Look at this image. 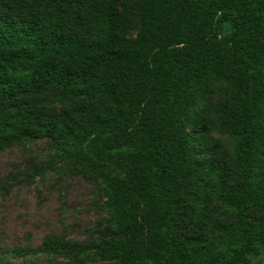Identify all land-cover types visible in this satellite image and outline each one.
Instances as JSON below:
<instances>
[{
  "label": "trees",
  "instance_id": "16d2710c",
  "mask_svg": "<svg viewBox=\"0 0 264 264\" xmlns=\"http://www.w3.org/2000/svg\"><path fill=\"white\" fill-rule=\"evenodd\" d=\"M209 88L224 89L216 118L199 107ZM216 125L227 145L208 152L200 134ZM37 139L102 185L119 239L102 240L98 260L255 264L264 0H0V151ZM212 203L232 221L213 220Z\"/></svg>",
  "mask_w": 264,
  "mask_h": 264
},
{
  "label": "rangeland",
  "instance_id": "374dc122",
  "mask_svg": "<svg viewBox=\"0 0 264 264\" xmlns=\"http://www.w3.org/2000/svg\"><path fill=\"white\" fill-rule=\"evenodd\" d=\"M208 91L210 107L203 101L200 111L216 118L224 89ZM72 105V101L49 103L48 112L61 113ZM200 135L208 152L219 144L227 145L226 135L217 132V125ZM55 152L56 144L50 139L30 140L0 151V264H116L97 258L102 240L119 239L108 234L102 185L85 179ZM207 210L222 224L232 221L214 203ZM180 225L185 233L188 228L183 222ZM55 241L70 251H48L46 246ZM254 263L264 264V250Z\"/></svg>",
  "mask_w": 264,
  "mask_h": 264
}]
</instances>
